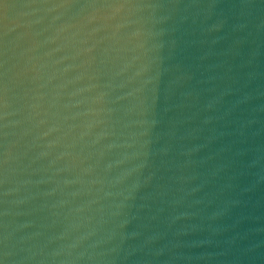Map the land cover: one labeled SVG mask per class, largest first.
Masks as SVG:
<instances>
[{
	"label": "water",
	"instance_id": "water-1",
	"mask_svg": "<svg viewBox=\"0 0 264 264\" xmlns=\"http://www.w3.org/2000/svg\"><path fill=\"white\" fill-rule=\"evenodd\" d=\"M0 264H264V0H0Z\"/></svg>",
	"mask_w": 264,
	"mask_h": 264
}]
</instances>
